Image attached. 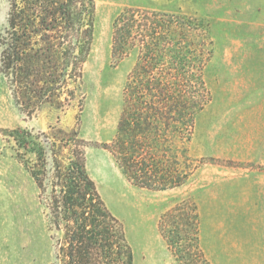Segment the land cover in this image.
<instances>
[{"label": "rangeland", "instance_id": "rangeland-1", "mask_svg": "<svg viewBox=\"0 0 264 264\" xmlns=\"http://www.w3.org/2000/svg\"><path fill=\"white\" fill-rule=\"evenodd\" d=\"M95 1L94 40L80 97L64 108L44 103L28 115L0 80V264H51L55 255L44 196L21 158L34 155L9 135L17 128L34 134L78 131L86 140L88 171L124 223L135 264H179L158 221L188 197L198 205L200 246L211 264H264V236L254 230L248 205L254 184L264 178V0ZM129 6L188 16L201 26L191 35L208 41V100L188 144L200 166L178 188L132 184L102 146L116 134L123 89L137 57L133 52L118 60L111 52L114 18ZM8 11L9 0H0V30Z\"/></svg>", "mask_w": 264, "mask_h": 264}, {"label": "trees", "instance_id": "trees-1", "mask_svg": "<svg viewBox=\"0 0 264 264\" xmlns=\"http://www.w3.org/2000/svg\"><path fill=\"white\" fill-rule=\"evenodd\" d=\"M96 9L95 0H9L0 30V80L21 111L32 115L44 103L64 108L81 96ZM200 27L188 16L147 7H125L114 18L112 56L137 57L123 89L116 134L102 146L138 187H181L200 166L188 147L208 100V41L191 35ZM9 135L34 155L21 158L44 196L55 248L51 264H135L124 223L88 171L79 132L17 128ZM200 222L189 197L160 215L159 233L179 264H211L200 246Z\"/></svg>", "mask_w": 264, "mask_h": 264}, {"label": "crops", "instance_id": "crops-1", "mask_svg": "<svg viewBox=\"0 0 264 264\" xmlns=\"http://www.w3.org/2000/svg\"><path fill=\"white\" fill-rule=\"evenodd\" d=\"M250 205L253 208L254 225L256 233L264 236V178L254 184Z\"/></svg>", "mask_w": 264, "mask_h": 264}]
</instances>
